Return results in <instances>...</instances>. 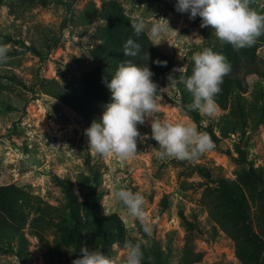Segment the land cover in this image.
Returning <instances> with one entry per match:
<instances>
[{
	"label": "rangeland",
	"instance_id": "rangeland-1",
	"mask_svg": "<svg viewBox=\"0 0 264 264\" xmlns=\"http://www.w3.org/2000/svg\"><path fill=\"white\" fill-rule=\"evenodd\" d=\"M48 2L0 0V44L8 48V59L0 63V71L10 72L25 86L6 84L0 95V186H28L44 206L57 210L53 219L39 218L38 211L26 210L28 224L37 225L45 241L41 243L27 233L24 261L2 249L0 264H72L81 256V247L103 250L119 259L129 241L142 243V264H180L184 256L192 264H264L263 187L247 175L252 173L264 183V123L252 127L248 121L241 131L223 136L215 123L221 114L218 108L211 118L199 112L202 120L196 123L180 107L175 86L156 83L162 107L152 118L190 121L200 131L210 123L216 139L214 148L191 161L158 160L154 148L159 146L151 139V118H146L137 128L141 136L147 134L149 138L142 142L138 138L137 155L121 162L95 153L88 146L81 119L41 88L44 80H55L63 89L76 91L81 74L97 66L105 69L98 55L100 41L95 36V30L102 26L100 16L89 26L79 23L81 13L90 6L99 13L143 19L148 26L154 18L165 26L168 22L177 33L166 31L160 40L146 36L159 53L172 60L178 72H184L191 56L203 47L216 52L214 44L219 39L211 26L201 28L199 17L191 20L187 13L177 12L176 0L140 6L134 0H77L72 9L74 21L61 29L65 9ZM249 2L257 12L264 5V0ZM46 46L50 47L48 51ZM29 49L37 50L41 59ZM247 49L251 56L243 60V65L264 71V42L256 39ZM38 80L41 85L34 86ZM245 82L248 93L244 98L250 104L253 99L248 94L261 84L254 75L247 76ZM262 88L264 97V81ZM240 150L245 153V161L238 154ZM220 180L241 199L246 222L234 213L232 198L220 186ZM114 183L144 196L149 232L112 203ZM62 184H70L78 210L76 252L65 220ZM90 189L100 194L103 221L99 231L89 208ZM164 199L168 206L161 210ZM209 211L219 224L211 220ZM246 228L262 240L263 247H257L246 235Z\"/></svg>",
	"mask_w": 264,
	"mask_h": 264
},
{
	"label": "clouds",
	"instance_id": "clouds-1",
	"mask_svg": "<svg viewBox=\"0 0 264 264\" xmlns=\"http://www.w3.org/2000/svg\"><path fill=\"white\" fill-rule=\"evenodd\" d=\"M175 10L187 13L189 19H201L200 27L211 26L216 37L232 45L235 50L251 47L256 39L264 34V14L250 7L249 0H176ZM159 19L148 26L143 19L131 21L130 26L136 36L147 34L152 40H160L166 31L172 30L167 25L158 23ZM165 20V19H164ZM200 38V37H199ZM203 39V38H202ZM142 48L129 37L123 45V54L136 57ZM8 48L0 44V63L8 59ZM145 64L141 66L133 60L122 61L109 76H102V83L110 93V101L103 105L99 118L94 119L84 130L88 146L98 155L113 157L121 162L133 159L137 151V140H147V134L141 136L137 125L150 119L151 139L157 142L154 155L158 160L177 159L191 161L214 148L211 137L198 130L190 121H173L152 118V114L161 107V90L153 81L154 73ZM193 63L191 75L180 78L192 97L189 110L198 111L211 118L217 111L215 97L221 92L224 77L231 72V65L222 53L203 47L191 56ZM166 66L165 61H154ZM178 70V69H177ZM175 70V71H177ZM169 85L177 83L176 76H168ZM110 200L144 225V231H150L147 214L144 209V196L140 192L114 183L111 187ZM125 253L119 259L106 255L98 249L89 250L81 247V256L72 260V264H142L143 251L141 242L129 241L125 244Z\"/></svg>",
	"mask_w": 264,
	"mask_h": 264
},
{
	"label": "trees",
	"instance_id": "trees-1",
	"mask_svg": "<svg viewBox=\"0 0 264 264\" xmlns=\"http://www.w3.org/2000/svg\"><path fill=\"white\" fill-rule=\"evenodd\" d=\"M48 3L61 5L65 9V18L60 24V28L63 29L68 23L74 21L72 16V9L77 0H48ZM157 0H134L137 5H148L156 2ZM264 14V5L258 12ZM100 16L102 26L95 30L96 39L100 41L98 55L102 56L101 64L105 66V69L97 66L93 70L81 74L76 91H67L63 89L55 80H44L41 88L44 94L55 99L63 106L72 111L78 116L88 128L94 119L99 118L103 105L110 101V93L105 85L102 83V76H109V72L112 73L116 70L117 66L125 60H133L134 63H138L141 66L145 64V55L148 53L149 59L146 61L147 66L154 73L152 79L155 83L165 86L169 84L168 76H176L177 83L174 85L176 92L179 94L180 107L187 112L196 123H200V115L198 111H191L188 108L190 93H188L182 83L179 80L184 75H191L193 63L190 60L184 72H178L173 69L172 60L159 53L150 42L146 34L136 36L130 26V19L119 13H99L93 6L85 9L80 17L79 23L82 26H89L93 19ZM60 29V30H61ZM131 37L137 43L141 45V52L136 57H127L123 54V45L126 40ZM257 40L264 42V34L259 36ZM54 42L52 45H54ZM219 43V44H218ZM47 48V49H46ZM48 51L50 47L46 46ZM214 49L218 53H222L227 61L231 65V72L224 77L221 85V92L215 97L217 108L221 114L215 120V123L219 127L223 136H230L237 131H241L248 123L252 122V127H257L264 123V97L262 95V82L264 81V71L259 70L255 66L243 65V60L250 57L247 47L239 50H235L232 45L218 41L214 44ZM27 50V49H26ZM30 53L36 56H41L35 49H29ZM41 59V57H39ZM165 61L166 66H160L154 63V61ZM41 61V60H40ZM241 72V74H240ZM249 75H254L259 79L261 86L252 90L248 96L253 99L252 103L247 104L244 95L248 93V87L245 82V78ZM9 83L21 85L25 87L24 83L14 77L10 72L0 71V95L3 90V86ZM40 84V81H36L34 86ZM41 85V84H40ZM33 90V87L31 86ZM250 99V100H251ZM211 124H207L204 127L206 132L216 142V139L211 131ZM215 145V144H214ZM240 158L245 161V153L240 150L238 153ZM240 162L239 158L237 159ZM203 171H208L202 168ZM252 172V171H251ZM260 174V173H259ZM257 174V175H259ZM250 178L262 185V199L264 200V183L261 180H256L255 175L252 173L247 174ZM220 186L223 190L232 198L234 205V213L243 222L247 221L245 209L241 204V199L232 192L231 188L227 185V182L220 180ZM64 186V184H62ZM64 199L65 208V220L68 227L72 232V248L74 252L77 251V238L78 232L76 219L78 210L75 207L74 196L70 189V184L64 186ZM31 189L28 186H15L6 185L0 186V250L6 249L12 255L16 256L21 261H24L26 257L28 247V240L26 234L32 235L39 242L43 243L44 236L37 230V225L30 226L26 215V210H36L39 212V218H51L53 219L56 209L50 206H44L41 199L37 196H33L30 193ZM99 198L95 190L90 189L88 200L89 208L92 209V216L94 218L95 227L99 231L100 225H102V216L99 210ZM264 203V202H263ZM161 210L167 208L166 200L161 202ZM264 215V205L262 209ZM209 216L213 222L219 224L218 219L209 211ZM183 219H185L183 217ZM30 226V230L26 228ZM246 235L257 244V247H263L262 240L251 231L250 228H246ZM105 245L101 243V248ZM103 251V250H102ZM180 264H192L187 256L180 261Z\"/></svg>",
	"mask_w": 264,
	"mask_h": 264
}]
</instances>
